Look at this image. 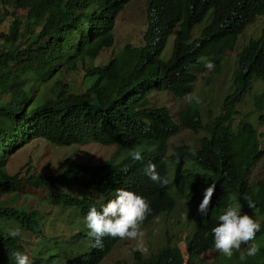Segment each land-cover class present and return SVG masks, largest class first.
I'll list each match as a JSON object with an SVG mask.
<instances>
[{"label":"trees","instance_id":"trees-1","mask_svg":"<svg viewBox=\"0 0 264 264\" xmlns=\"http://www.w3.org/2000/svg\"><path fill=\"white\" fill-rule=\"evenodd\" d=\"M127 1L0 0L12 8L25 9L24 15L14 14V9L10 12L0 46V196L14 193L27 182L46 188L54 203L72 207L85 218L91 206L107 202L96 200L99 191L119 182L150 202L152 212L143 223L158 212L169 213L179 196L192 210L193 218L183 221V227L188 230L194 225L191 234L198 235V253L214 246L211 230L219 223V215L235 203L242 214L253 210L252 218L260 223V230L244 251L233 250L230 259L234 264H264V176L255 183L248 180L252 167L264 157V114L258 115L260 129L246 119H238L233 127L235 104L251 90L252 80L259 78L264 91L263 43L251 39L236 50L233 89L222 96L221 110L215 115L208 110L203 118L201 107L187 102L175 121L165 105L153 104L149 96L153 90H166L175 96L189 94L196 78L190 66L202 56L232 50L243 23L264 12V0H145L142 43H125L103 64L92 63L102 48L113 44L114 15ZM205 16L199 35L190 39L192 27ZM175 26L170 51L164 56L162 47ZM78 63L86 86L76 92L58 74ZM34 82L42 83L43 89L33 88ZM180 127L201 131L196 146H168L167 139ZM33 138L67 146L87 141L116 144L118 149L127 150L119 163H129L130 167L117 177L113 169L120 172L119 165L71 160L50 173H8V156ZM136 147L142 149V161L129 156ZM148 161L168 178L167 185L161 186L144 174ZM213 183L209 212L202 217L198 206L205 189ZM72 184L82 187L81 191ZM245 196L254 202V208L248 207ZM4 202L0 197V264H16L13 252L28 254L22 239L9 236L4 223L37 234L41 232L40 214L36 209ZM44 240L28 255L31 264L49 263L52 254L45 255ZM114 241L106 236L103 248L98 249L91 246V239L88 249L66 257L64 262L98 264ZM253 243L260 248L259 253L242 261L241 253L246 254ZM171 253L165 249L158 257L151 253L142 256L135 250L130 263L178 264L177 253L167 260ZM114 264L125 262L116 257Z\"/></svg>","mask_w":264,"mask_h":264},{"label":"rangeland","instance_id":"rangeland-1","mask_svg":"<svg viewBox=\"0 0 264 264\" xmlns=\"http://www.w3.org/2000/svg\"><path fill=\"white\" fill-rule=\"evenodd\" d=\"M145 7V0H128L123 8L116 12L112 26L113 44L110 47L102 48L97 56L92 59V63L103 64L107 58L114 54L116 50L125 43L134 45L142 43V32L146 25ZM12 10L14 14H25V9L23 8H12L10 5H5L0 2V17L4 14L0 19V46L3 45L2 35L7 31L9 21L12 17L10 14ZM258 18L261 20L260 22ZM206 19L207 16L192 27L190 39L199 35L200 28ZM255 23L257 24L255 25ZM176 30L177 26L173 27L167 35L165 44L162 47V55L166 56L170 51L171 40ZM262 31H264V15H257L254 21L247 24L243 31L237 35L235 41V44L237 42V46H235V48L226 50L219 56H202L198 62L190 66V71L196 76L190 93L200 98L201 102L198 105L202 109L203 118L206 117L208 110L213 114L220 112L222 96L233 89L232 77L236 50L240 49L242 43L249 37H258ZM204 59L213 62L214 68L212 70L205 67ZM216 66L218 67L217 69H215ZM83 71V67L78 63L75 68L66 67L63 69L58 74V77L68 82L72 90L79 92L86 86V84L81 81ZM48 80L50 81L51 79L49 78ZM32 87L42 90L44 85L40 82H34ZM250 89L251 90L246 92L243 96L242 100L235 104L237 114L233 116V127L238 119H246L253 125H256L258 129L262 127L261 124L257 123L259 113L264 114V91L262 81L259 78L253 79ZM153 92L155 93L151 95ZM149 94L152 103L165 105L175 121H177L178 110L187 103L185 99L186 95L175 96L166 90L161 92L153 90ZM258 103L262 104V106H259ZM200 135L201 131L194 133L188 128L180 127L178 131L169 136L167 142L169 147L180 143L196 146L197 137ZM112 145L114 144L97 145L91 142L69 146L54 145L41 138H33L29 140L28 143L26 142L14 149L6 160L5 168L8 173L17 171L19 174L25 175H31L40 171H43V173H50L54 168H59L61 162H65L71 158L87 160L89 162L107 160L110 155V148L113 147ZM126 154L127 150L121 148L110 160L115 162ZM171 175L173 176V172H171ZM263 176L264 157L258 160L252 167L248 175V180L250 183H255L256 180ZM46 192L44 187L32 186L27 182H23L14 193L2 194L0 196L2 200L5 201L4 203L6 205H12L17 208L36 209L40 214L38 221L41 223V232L32 234L31 232L20 229L16 224L9 222H5L4 225L8 230L19 228L20 232L18 236L24 243L25 252L30 256L39 243L43 245L42 240L46 238L47 240H44L46 242L45 255L52 254L48 259L49 263L46 264H63L66 257L73 256V254L88 249L90 238L84 224L78 225L76 231L80 234L73 235L74 229L69 226L68 219L74 223L73 219L76 217L77 212L68 209L66 213L59 205L55 203L52 204L48 200ZM231 206L238 207L235 203H231ZM174 210L172 214L157 216L151 222L141 226L142 230L145 232L144 241L146 247L147 238L151 240L152 246L156 247L160 244L157 238V230H160L159 227L162 225L167 226L168 222L170 224L176 216L181 217L182 221L193 218L187 205L179 196L176 198ZM247 213L248 212H243V214ZM253 214V210L249 211L250 216H253ZM183 225V222L181 225L170 224V230L174 235H183L187 230V226L184 228ZM129 242L130 240L121 241L116 245L114 251L110 250L103 256V260L99 264H114L116 257L123 259L125 264H131L130 255H128V252H125ZM135 245L136 242H134V248ZM245 246L246 245L242 244L239 250L243 251ZM218 253V251L209 249L202 254L205 259V264H221L218 259ZM224 264L227 263L225 262Z\"/></svg>","mask_w":264,"mask_h":264},{"label":"clouds","instance_id":"clouds-1","mask_svg":"<svg viewBox=\"0 0 264 264\" xmlns=\"http://www.w3.org/2000/svg\"><path fill=\"white\" fill-rule=\"evenodd\" d=\"M257 15H264V12L260 11L258 13L253 14L250 19H248L243 23V28L239 33L243 31V29L247 24L254 21ZM260 21L261 20L259 19V22ZM256 24L257 23H255V25ZM239 33L236 34L235 41ZM251 39L252 40L259 39L260 44L263 43L264 46V31H262L258 37H249L245 42L242 43V45L246 44ZM235 46H237V42ZM226 50L229 49H225L224 52ZM204 63L207 69L212 70L214 68V64L212 61L204 59ZM185 99L189 104H192L193 102L199 104L201 102L198 96H194L191 93L186 94ZM84 143H80V145ZM91 143L102 145V143H97V142H91ZM75 145H79V144H75ZM112 146L113 147L110 148V155L108 156V159L104 161H100L99 163H110V165H112L113 167L114 165L117 166L119 165L121 167L120 172L117 169L116 171L111 167L114 171V175L118 177V173L122 174L126 172L129 169L130 164L119 163L123 158V156L115 162L111 161L110 158L114 157L120 150L118 149L116 144ZM152 150L154 151L155 149L153 148ZM169 151L170 149H168L167 153ZM191 154L195 156L196 155L195 150H193ZM129 156L131 157V159L135 161H142L144 159L142 154V149H139L138 147H136V149L133 148L129 152ZM71 160L80 161L75 158H71L65 162H61L59 168ZM177 163H179V161H177ZM55 169L56 168H54L53 170ZM144 174L148 176L153 182H156L161 186H165L169 183L168 178L165 176H161L157 172L156 164L151 161H148L146 163L144 167ZM72 186L79 191H81L82 189V187H79L74 184H72ZM125 186L126 185H122L119 184V182H117L115 185H112L107 189L103 188V191H99L100 193L98 194L96 200L97 201L106 200L107 202L102 206L100 205L91 206L85 218H83L79 214V212H77V210H74L72 207L59 205L58 202H56L55 204L62 207V209L66 213L68 209H72V211L74 210L77 212L76 217H74L73 219L75 224L72 223L69 219H68V224L70 227H73L74 229L73 235H77V234L79 235L80 233L76 231L78 225L84 224L87 229V234L90 238V242L91 239L93 240V243L91 245L93 248L102 249L104 246L103 238L106 236L115 238V241L111 245L109 251L110 250L114 251L116 245H118L121 241L130 240L128 246L126 247L125 252H128L131 261H133L132 251L134 252L135 250H138L142 256H146L151 253L154 254L156 257H158L162 250L168 249L172 253L168 256L167 260L170 259V257L174 253H177L180 257L178 264H205V259L203 258L202 254H204L207 250L212 249L214 251L219 252L218 259L221 264H224L225 262L227 264H234L233 259H230L233 255V250H239L242 244L247 245L250 241H253L255 239L256 233L260 230V223L257 220H254L252 216L248 214H242L240 207L228 206L226 210L219 215V223L211 230L214 240V246L209 245L203 251L199 253L197 252L199 248V244H195V240H197L198 235L191 234L192 230H194L193 228L194 225L189 226L188 230H186L183 235H174L173 232L170 230V224H178L183 222L181 220V217L176 216L175 219L172 222H170V224L168 222L167 226L162 225L161 227H159L160 230H157L158 233L157 238L160 244L156 247L152 246L151 240L147 238L146 239L147 247H146L144 241L145 232L142 230L141 226L151 222L157 216H163V215L167 216L168 214H172L175 211L174 210L175 206L169 213L158 212L154 214L153 217L150 218V220H148L146 223H143L147 218V216L152 212V209L150 207V202L146 198L134 193L132 191L134 188L132 189V187L126 186L128 188V190H126L124 189ZM214 189H215L214 183L212 185H209L205 189L203 199L198 206V212L202 217L207 216L209 212L211 197L214 194ZM46 196L48 197V200L52 204H54V202L49 197L48 191L46 192ZM244 199L247 201L248 207L250 208L255 207L254 202L249 197L245 196ZM188 209L191 213L192 210L189 207ZM19 232H20L19 228L11 229L9 230L8 235L11 237H16L17 235H19ZM205 235L207 236V233H205ZM190 237L191 239H189ZM134 242H136L135 248H134ZM259 251L260 248L255 243H253L250 247L247 248L246 254L241 253L240 259L243 261L247 257H254L259 253ZM13 257L16 261V264H31L29 256L23 252L15 251L13 252ZM102 258L101 261L103 260Z\"/></svg>","mask_w":264,"mask_h":264}]
</instances>
